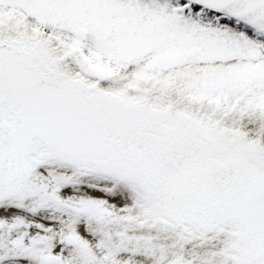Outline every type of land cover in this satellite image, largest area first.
I'll return each mask as SVG.
<instances>
[{
  "label": "snow or ice",
  "instance_id": "snow-or-ice-1",
  "mask_svg": "<svg viewBox=\"0 0 264 264\" xmlns=\"http://www.w3.org/2000/svg\"><path fill=\"white\" fill-rule=\"evenodd\" d=\"M0 264H264V0H0Z\"/></svg>",
  "mask_w": 264,
  "mask_h": 264
}]
</instances>
